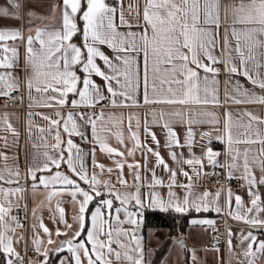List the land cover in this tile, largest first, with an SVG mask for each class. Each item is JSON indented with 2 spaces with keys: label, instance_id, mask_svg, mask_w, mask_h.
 <instances>
[{
  "label": "snow or ice",
  "instance_id": "1",
  "mask_svg": "<svg viewBox=\"0 0 264 264\" xmlns=\"http://www.w3.org/2000/svg\"><path fill=\"white\" fill-rule=\"evenodd\" d=\"M8 2L15 12L9 13L6 7H0V16L12 15L19 19V0ZM116 12L117 9L110 6L107 0H62L61 27L51 31L37 29L34 35L27 37L26 62L32 74L27 79L26 86L29 92L34 89L42 94L41 106L63 108L70 105L73 109H93L86 118L84 113L71 111L66 116L57 111V119L42 116L48 122L47 132L53 137L54 143L49 145L46 137H41L45 141L44 146L51 149V152L45 151L42 162L27 171L28 177L33 181L32 191L35 195L42 188L40 194L48 204L64 193L70 195L75 209L73 223L77 225L67 240L58 242L51 239L49 229L40 223L39 227L49 236L47 244L56 245L54 249L45 248L42 254L47 257L50 250H66L71 254L70 258L62 260L61 264H114V261L115 264H144V252L137 231L142 223L139 210L145 207L146 202L150 207L171 209L177 213L190 209L197 212L208 211L210 208L221 211L217 206L220 192L215 193L211 200L212 194L207 191L195 195L192 192V177L182 168L180 174L185 176L189 183L179 185L185 188L186 192L182 199L176 197L172 188L177 186V171L169 169L159 152L153 151L146 144L141 145L140 120L133 114L127 117V139L133 142V148L128 149V155L132 156L135 150L143 148L146 153L155 156L157 166L162 165L165 171L170 172L167 199L155 191V187L162 181L156 178L154 172L151 183L146 185L153 190L141 193L138 163L128 165L130 170L136 169L132 185L135 191L131 193L112 191L108 181H100L95 172L89 175L84 164V155L71 139L76 135L84 139L76 117L79 116V119L90 127L91 142L98 145L101 151L109 156L123 158L124 153L108 143L109 137L114 136L118 143L124 144L125 136L120 130L123 115L109 114L105 117L103 110L97 113L95 108L104 100H110L113 107L139 106L137 95L141 83L144 105L180 106L172 110L153 108L146 114L144 134L159 145L156 134L150 131L148 126L147 116L150 115L152 123L165 130L166 147L189 148L190 158L184 159L183 163L199 176L204 160L215 167L218 165L217 158L220 153L206 146L202 157L191 155L194 138L192 125L211 124L213 131L217 133L215 138L225 145V156L228 160L224 166L228 169L229 179L232 178L233 172L242 169L240 178L248 185L250 206L247 207L237 195L236 207L233 209V193L228 190L226 206L229 208V214L252 227H264V219H261L264 204L259 192L253 190L257 184L264 185V118L247 110L233 116L226 110L221 124L213 113L195 111L196 108L217 107L221 104L217 79L219 68L216 67L220 63H223L225 72L230 76H243L253 88L264 92V0H240L238 4L225 7V22L230 18L231 25L230 29L225 28L222 47L219 0H145L141 32L119 31L121 26L130 25L122 11L117 23ZM27 14L32 15L31 12ZM78 33L82 38L80 45L71 42ZM18 39H23L19 31L0 30V69L13 67L17 51L15 47L9 46L8 42ZM101 46L107 47L112 54H106L101 50ZM218 47L222 59L214 54ZM97 61H102L103 67ZM93 77L101 79L104 82L103 87L97 84ZM230 82L225 83L227 85ZM15 90H19V84L12 80L11 73H0V96H10ZM232 91L236 95H231L226 88L224 103L264 105V95L245 89L238 81L233 85ZM202 117L209 119L204 120ZM244 117H247V121ZM176 123L188 126L183 144L173 128ZM3 125L4 130L14 136L18 135L8 122L7 114L3 117ZM30 129L31 124L29 132ZM39 131L44 133L45 129L41 128ZM205 137L210 145L212 132L201 133V139ZM256 144L260 145L259 149L251 147ZM240 145L246 147L241 149ZM94 152L95 149L93 157ZM169 155L173 161H177L175 152L170 151ZM114 162L120 170L119 183L122 187H127V182L122 177V160ZM64 165L67 166L66 170H62ZM93 166L103 171L104 166L97 165L94 158ZM254 167H258L262 172L258 181L253 175ZM19 178L18 169H9L7 175L0 173V259L7 257V264H16L17 260L22 259L13 247V234L22 225L17 217L11 216L10 213L13 207H18L13 198L19 199V194L23 193L24 189L3 185H19ZM81 181L88 185L86 189L81 186ZM101 184L109 198H103ZM112 196L121 205L115 208V216L111 211H105L113 209V199L110 198ZM96 197H101V200L92 210L90 205ZM131 202H134L137 211L128 209L127 205ZM43 204L44 201L41 206ZM56 211L59 213L60 222L71 230L73 225L64 220V210L60 207L58 199ZM121 211L123 220L119 218ZM35 213L36 209H33V215ZM194 223L212 222L204 220ZM124 225L130 227L125 228ZM85 232L86 238L82 236ZM56 235L59 237L69 234L57 230ZM245 242L247 250L243 254L252 257L249 264H254L257 254L264 253V240L258 241L257 237L249 232L241 237V244ZM33 243L39 253L41 241L34 238ZM177 243L181 248L184 247L182 240ZM113 244L116 245L115 248ZM44 264H47V259Z\"/></svg>",
  "mask_w": 264,
  "mask_h": 264
},
{
  "label": "crops",
  "instance_id": "2",
  "mask_svg": "<svg viewBox=\"0 0 264 264\" xmlns=\"http://www.w3.org/2000/svg\"><path fill=\"white\" fill-rule=\"evenodd\" d=\"M240 0H219L220 3V45L223 44V36L225 28L230 29L231 19L225 22V12L226 6L231 4H238ZM21 4L19 19L14 18L12 15L7 17L0 16V30L8 31H19L23 39H18L16 41H9L8 44L11 47H15L17 51V58L13 62V67L10 69H0V73L10 72L11 78L15 83L19 84V88H24V100L27 108L25 110L4 108L0 109V173L4 175L8 174V170L18 169L20 178L19 185H3L4 187H22L24 189L23 193L19 194L20 198H13V201L18 204V207H13L10 215L17 217L19 223L22 227L16 229L13 234V247L18 254H21L24 247L33 248L35 254L32 257H28L26 264H44L47 259V264H61L62 260L70 258V253L66 251L58 252L53 256L52 250L48 252L47 257L42 253L45 248L54 249L56 245H48L47 240L49 236L43 232V229L39 227L40 223H43L45 227L49 229L51 234V239L54 241H64L67 240L71 234L76 230L77 225L73 223V215L75 214V209L72 204V197L67 193L54 198L51 204L45 201V197L37 192L35 195L32 191L33 181L28 177L27 171L30 167H36L37 164L41 163L43 160V153L45 151L51 152V149L46 148L45 141L41 139L42 136L46 137L47 144L54 143L53 137L48 135V122L42 118V116H50L52 119H57L55 113L59 111L62 115H67L69 111L73 113H84L85 118L87 114L92 112L93 109L90 108H79L73 109L69 106L63 108L55 107H44L41 106L42 94L37 93L34 89L29 92L26 86L27 79L31 76L32 70L26 62V49H27V37L29 35H34L37 29L51 31L57 30L62 24V0H19ZM110 6L117 9L116 20L119 23V17L121 11L123 12L125 20L128 22L129 26H121L119 31L121 32H141L143 24V10L145 5V0H107ZM0 7H6L9 13L15 12L8 0H0ZM31 12L32 15L29 16L27 13ZM82 26V24H81ZM237 27H241L237 25ZM72 43L80 45L82 42L81 35L78 33L72 38ZM38 47V45H36ZM101 50L106 54L111 55L110 50L101 46ZM216 56L221 57V51L218 47L214 53ZM103 67L102 61H97ZM238 63V61H237ZM219 68V75L217 77L219 98L221 104L217 107L207 106L204 108H196L195 111H207L213 113L217 119L223 121L224 112L230 111L233 116H237L240 112L247 110L253 114L264 118V105L261 104H234V103H224L226 88L231 95H236L232 91L233 85L238 81L245 89L255 91L257 94L264 95L259 88H253L248 80L243 76L239 75H229L224 70L223 63L216 65ZM141 70H142V60H141ZM203 75V74H201ZM97 84L103 87L104 82L98 77H93ZM226 81H231L226 85ZM105 95L107 92L105 91ZM31 96V98H30ZM139 100V106L136 107H113L108 101L106 107L99 109L98 113L103 110L105 117L109 114H114L116 116L123 115V124L120 130L124 133L125 141L124 144L117 142L114 136H110L108 143L111 147L124 153V157L109 156L108 153L100 150L99 146L94 144L91 137V129L88 125L84 124L83 121L76 117L77 123L80 125V131L84 135V139L81 136L76 135L71 137L73 142L78 146L84 155L85 167L91 175L95 172L100 181H108L112 187V191H118L121 193H131L135 191L132 187L134 184V175L136 169H129L128 165L133 163H138L140 165V191L142 194L151 192L153 189L147 187L146 185L151 183L153 172L158 180L162 181L160 185L155 187V191L159 196L167 199L169 188L168 184L170 182V172L165 171L164 167L157 166L156 158L151 153H146L143 148L134 151L132 156L128 155V149L133 148V142L127 139L128 129H127V117L133 114L139 117L140 120V142L141 145H147L152 148L153 151L159 152L160 156L163 158L165 163L168 165L169 169H174L177 171L176 185L172 188L176 197L182 199L185 195L186 189L180 187L179 185H187L189 183L188 179L180 174V169L188 172L189 176L192 177V192L195 195L202 194L207 191L212 196L210 200L214 197L215 193L220 192V198L217 201V206L221 209L220 212L215 211L214 208H210L208 211L197 212L194 209H190L187 226L184 231L178 232L173 235L168 242L167 249L165 253L161 256L157 264H249V260L252 257H246L243 253L247 250V242L241 244V237L246 236L249 232L257 237V240H264V227L257 226L252 227L242 220L234 219L229 214V208L226 206L227 192L230 189L233 193L232 197V208L236 207L235 196H240L244 205L250 206V199L248 195V185L241 179V170L233 172L232 177H238L239 183L232 187L221 188L218 186L206 187L203 184V175L207 171H218L223 172L228 177V169L225 167V163L228 157L225 156V145L220 143L215 137L216 132L213 131V126L209 123H202L198 125H192V131L194 133L193 144L191 147V155L196 157H202L203 151L206 146H210L213 151L219 152L220 155L218 159V165L213 167L207 160H204L203 168L200 170V175L197 176L193 173V169L188 165L183 163L184 159L190 158V152L188 147H174L169 149L165 146L166 144V133L165 130L151 121V116L148 115V126L150 131L156 134L159 140V145L154 143L150 136L144 134V123L146 114L150 113L153 108L159 110L164 108L165 110H172L179 108L180 106H169V105H144L143 103V84L141 83L140 90L137 95ZM7 114L8 122L16 130L18 135H12L11 133L4 130L3 117ZM202 119L207 120L209 117H202ZM247 121V117H244ZM31 124V129L29 132V125ZM133 127H135V121H133ZM45 129L44 133H41L39 129ZM181 144L184 143V136L188 130V126L185 124L176 123L173 125ZM212 132L213 138L211 144L209 145L208 138L205 137L201 139V133ZM65 139L67 137L65 136ZM241 149L246 147L245 145H240ZM253 149H259L260 145H252ZM93 149H95L93 157ZM175 152L177 154V161H173L169 153ZM145 155L147 156V162H145ZM6 157V159H5ZM93 158L97 165H103V171L99 167L93 166ZM122 160L124 166L122 170V177L127 182V187H122L119 183L118 177L120 176V170L117 168L114 161ZM67 166L64 165L62 170H66ZM111 169V171H109ZM39 176L40 173H37ZM253 175L257 178V181L262 175L261 170L258 167L253 168ZM83 188H87L88 185L80 182ZM102 193H104L103 198H109L107 193L103 188V184L100 185ZM258 191L261 196L262 204H264V185L257 184V187L253 189ZM113 199V208L120 205V202L115 199L114 196L110 197ZM56 199L60 202V207L64 210V220L68 224H72L71 230L66 228L64 223L60 222L59 213L56 211ZM101 197H96L94 203L90 205V208L94 210L97 204L100 202ZM44 201L43 206L41 202ZM135 205L134 202L129 203L127 206L130 207ZM78 207V205H77ZM154 209L160 211H170L174 210H161L158 207L153 208L148 206L147 202L145 207L140 209V213L144 209ZM33 209H36L35 215H33ZM227 218L230 223L223 225L224 219ZM261 219H264V213H261ZM211 221L210 224L204 223H194V221ZM155 228V227H154ZM219 230L223 234L224 229V240L211 235V231ZM67 232L69 235H61L57 237L56 232ZM155 230V229H154ZM167 236H168V231ZM82 236L86 238V232L82 233ZM166 236V237H167ZM165 237V238H166ZM34 238H38L41 241L40 252L36 251V245H34ZM164 238V239H165ZM163 239V240H164ZM183 241L184 247L181 248L177 241ZM229 240H231V251H229ZM74 243L76 241H73ZM114 245V244H113ZM89 247H91L89 245ZM255 249V245H254ZM147 251V250H145ZM114 261V257H113ZM145 263V262H144ZM0 264H7V257L0 259ZM115 264V261H114ZM254 264H264V253H258L257 257L254 259Z\"/></svg>",
  "mask_w": 264,
  "mask_h": 264
},
{
  "label": "built area",
  "instance_id": "3",
  "mask_svg": "<svg viewBox=\"0 0 264 264\" xmlns=\"http://www.w3.org/2000/svg\"><path fill=\"white\" fill-rule=\"evenodd\" d=\"M24 88L21 87L19 90L12 91L10 96H0V109L4 108H13V109H21L25 110L27 108L24 100ZM108 104L107 100L102 101L100 104H98L95 108V111L98 113L99 109L102 107H106ZM239 183L238 177H232L229 179L223 172H218L215 170L207 171L203 175V184L206 187L211 186H218L221 188H227L235 186ZM227 223H230V221L225 218L223 225H226ZM211 235L214 237H217L221 240H224V229L223 234L220 233L219 230L215 229L211 231ZM35 254V250L33 248H27L24 247V250L19 256L22 258L20 260L16 261V264H26V260L28 257H32Z\"/></svg>",
  "mask_w": 264,
  "mask_h": 264
},
{
  "label": "trees",
  "instance_id": "4",
  "mask_svg": "<svg viewBox=\"0 0 264 264\" xmlns=\"http://www.w3.org/2000/svg\"><path fill=\"white\" fill-rule=\"evenodd\" d=\"M141 215L143 228L165 227L168 231V236L154 249L151 258L144 263L157 264L167 249L169 239L178 232L184 231V228L187 226L189 213H174L146 208L142 211ZM177 218L179 219L178 221Z\"/></svg>",
  "mask_w": 264,
  "mask_h": 264
},
{
  "label": "rangeland",
  "instance_id": "5",
  "mask_svg": "<svg viewBox=\"0 0 264 264\" xmlns=\"http://www.w3.org/2000/svg\"><path fill=\"white\" fill-rule=\"evenodd\" d=\"M118 207H121V205H118L115 208H118ZM115 208H113L112 210H105V211L106 212L111 211L112 215L115 216L117 215V213H115ZM128 209L133 212L137 211L135 205L128 207ZM119 218L121 220L124 219L123 211L119 213ZM178 220L179 219L177 218V221ZM124 227L128 228L130 226L124 225ZM166 230L167 229L165 227L143 228V222L140 224L139 229L137 231V236L141 241V247L144 252V262H147L151 258L154 252V249L157 248L163 242V239L167 236ZM113 247L115 248L116 245L114 244Z\"/></svg>",
  "mask_w": 264,
  "mask_h": 264
},
{
  "label": "water",
  "instance_id": "6",
  "mask_svg": "<svg viewBox=\"0 0 264 264\" xmlns=\"http://www.w3.org/2000/svg\"><path fill=\"white\" fill-rule=\"evenodd\" d=\"M65 251H66V250H65ZM66 252H67V251H66ZM57 253H58V252H55V251H54V252H53V256L56 255Z\"/></svg>",
  "mask_w": 264,
  "mask_h": 264
}]
</instances>
